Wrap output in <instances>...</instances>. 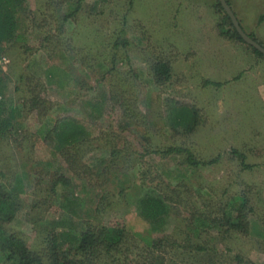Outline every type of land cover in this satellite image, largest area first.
<instances>
[{
	"label": "rangeland",
	"instance_id": "374dc122",
	"mask_svg": "<svg viewBox=\"0 0 264 264\" xmlns=\"http://www.w3.org/2000/svg\"><path fill=\"white\" fill-rule=\"evenodd\" d=\"M77 2L22 0L15 36L0 49L4 100L19 110L0 140V183L20 177L25 188L15 199V216L3 227L41 253L46 241L40 230L78 231L94 222L99 207L101 222L94 223L124 225L128 249L108 259L102 256L98 264H264V124L250 113L255 100L245 96L249 82L234 86L228 80L215 87L195 81L199 74L187 81L184 67L174 66L167 81H155L154 63H167L170 56L154 51L152 43L194 47L205 37L203 29H185L180 14L178 29L168 33L163 27L158 38L147 36L149 43H143L135 23L127 26L123 18L147 23L154 14L167 16L170 0H81L75 14L63 20ZM196 2L198 10L203 8V0ZM118 40L127 42L115 51ZM61 50L68 60L60 57ZM113 52L116 69L107 72ZM221 54L222 67L214 78L232 77L251 59L239 48ZM82 66L91 68L87 72ZM204 67L200 58L193 60L194 71ZM50 69L54 75H48ZM112 91L121 96L122 106L110 99ZM25 94L43 100L37 104L40 111L47 109L42 118L36 108L26 111ZM183 106L197 110L193 131L175 120ZM65 116L83 125L87 140L57 146L50 130ZM169 146L189 149L200 162H215L189 167L179 155L163 154ZM233 150L251 166L242 167ZM55 174L70 179L69 185L52 189ZM147 195L163 197L169 208L158 223H149L139 212ZM234 196L246 201V233L214 223L235 215L239 204L231 207ZM188 222H206L204 233L195 237L198 229L191 228L189 238L202 241L204 253L182 246ZM163 237L175 241V247L152 250L153 259L143 257L146 241ZM92 260L89 264H96ZM0 264L14 262L0 250Z\"/></svg>",
	"mask_w": 264,
	"mask_h": 264
},
{
	"label": "trees",
	"instance_id": "16d2710c",
	"mask_svg": "<svg viewBox=\"0 0 264 264\" xmlns=\"http://www.w3.org/2000/svg\"><path fill=\"white\" fill-rule=\"evenodd\" d=\"M22 0H0V29L3 32L0 33V49L3 43L9 42L15 36V32L18 28V19H17V7L21 4ZM81 0H78L76 8L71 12L63 16V20L68 19L73 16L75 12L81 6ZM232 26V24H231ZM227 33V32H226ZM230 37H235L236 39L244 42L242 37L238 32L233 28V33ZM120 39V38H119ZM122 41V40H121ZM126 40L120 42H114L112 48H117L121 45L125 47ZM250 47L259 55L264 56L256 48ZM60 57L69 59V56L65 51L58 52ZM115 58L116 53H112V59L110 60V68L107 72L114 71L115 68ZM77 60V58H74ZM101 66V64H98ZM85 71H88V68L91 66H82ZM70 68V67H69ZM76 69V68H73ZM153 74L155 76V81L159 84L167 81L170 78V67L165 61H157L153 65ZM48 75H54V71L51 69L48 70ZM205 84H210L206 82ZM215 86H219V83H213ZM5 78L3 73L0 71V140L4 139L10 130L14 120L19 115V110L8 106L4 100V90H5ZM26 91V92H30ZM120 95H116L113 91L110 94V99L114 100L118 106H122L120 103ZM25 98L29 103L30 108L25 104L24 108L29 112L36 108L38 110V115L42 118L47 112V109L39 110L38 102L43 101L40 99L39 95L25 94ZM175 120L177 124H183L185 130L193 131L194 127L198 124V113L194 107L183 106L175 114ZM50 132L53 134L54 139L56 140L58 147H69L74 146L78 143L81 144L87 140L88 132H86L83 125L78 122L76 119L65 116L59 119H56L55 125L51 128ZM49 134H47V137ZM163 154H176L182 157V162L189 167H195L200 164H208L215 162L210 160L208 162H200L195 158L194 154L187 148L179 146H169L164 151ZM235 155H238L242 158L241 165L244 168L250 167L251 164H247L244 161V156L233 150ZM73 164V163H72ZM70 183V179L63 175H54L51 185L54 189L58 185L67 186ZM24 183L20 177H16L13 182L7 181L5 184L0 183V250L6 252V258L14 262V264H89L92 263V259L96 261V264L100 263L98 260L104 256V259L112 257L114 254H123L127 252V247L125 244L127 238V229L124 225L119 223L115 224H103V223H94L101 222L96 217L97 213L100 211V208L95 209L96 215L94 216V222L88 223L84 226L83 229L78 231L74 230H62L55 233L53 230H48L44 228L39 233L44 234V240L46 241L45 247L42 249L41 253L36 250L30 249L25 240L20 236L14 233H8L7 230L3 227L5 222H8L13 219L17 211L16 200L18 196L24 191ZM108 193V192H107ZM123 193V188L120 190V194ZM103 199L108 198L106 194H102ZM234 201L231 202V207L234 202H237L239 206L235 208V215L227 216V222H214L216 225L225 226L237 230L239 232L246 233L248 231L249 223L246 218L245 206L246 201L244 196H234ZM36 203V202H35ZM35 205V204H33ZM38 206L39 203H36ZM109 205V202H108ZM110 205H112L110 203ZM37 206L35 207L37 210ZM42 210V209H41ZM169 208L166 204L165 199L161 196L147 195L141 198L139 202V212L141 217L147 220L149 223L163 220V218L168 214ZM41 213V211H40ZM38 215V214H36ZM96 217V218H95ZM199 219V218H198ZM201 219V218H200ZM216 221V220H214ZM206 222H188V225L185 226L184 234L187 244H182V246H187L191 250L196 251V253H204L207 248L202 241L189 240L191 237L190 229L197 228L196 236L199 237L206 230L202 228V225H205ZM176 242L168 238H157L152 241H146V245L143 248L144 256L150 259H153L154 251H160L161 248L175 247ZM157 252V251H156ZM126 257V256H124ZM155 257V256H154ZM118 259L119 256H118ZM115 260V259H114ZM147 263V262H146ZM140 264V262L138 263ZM150 264V263H149Z\"/></svg>",
	"mask_w": 264,
	"mask_h": 264
},
{
	"label": "crops",
	"instance_id": "0c3cea01",
	"mask_svg": "<svg viewBox=\"0 0 264 264\" xmlns=\"http://www.w3.org/2000/svg\"><path fill=\"white\" fill-rule=\"evenodd\" d=\"M223 2L238 21L242 31L264 48V0H223ZM197 4L195 0H170L167 16L154 14L147 23L142 22L140 17L132 20L129 17L123 19L127 26L129 22L135 23L136 33L140 35V38L142 36L143 43H149L148 37L157 36L163 27L168 33L173 29H178L180 22L177 21V17L180 14L183 15L185 29H203L205 37L202 41H198V44H194V47L190 44L189 47L180 50L171 42L164 47L152 43L153 50L166 52L167 56H170L167 62L170 74L171 66L184 67L183 72L184 76L188 77L185 78L187 81L189 77L192 78L193 75L199 74L200 80L194 79L195 81L203 84L209 82L212 86H215L213 83L222 84L228 80H232L234 86L240 81L249 82L248 93L245 96L249 100H255L251 102L250 113L255 114L256 119L259 117L263 120L262 124H264V56L257 54L245 41L242 42L227 35V33L231 35L233 28L235 30L236 28L221 0H203V8L199 10ZM237 48L243 49V52L251 57L250 62L230 78L212 77L217 76L222 67L219 66L223 58L222 51L226 49L234 51ZM195 58H200L202 62H205L206 68H202L200 72L194 71L193 60Z\"/></svg>",
	"mask_w": 264,
	"mask_h": 264
},
{
	"label": "water",
	"instance_id": "95a60500",
	"mask_svg": "<svg viewBox=\"0 0 264 264\" xmlns=\"http://www.w3.org/2000/svg\"><path fill=\"white\" fill-rule=\"evenodd\" d=\"M223 6H225L228 14L231 17V20L237 30V32L239 33V35L242 37V39L249 45H251L252 47L256 48L258 51H260L263 55H264V48L257 43L256 41H254L252 38H250L247 34H245L242 29L240 28L238 21L234 18V16L232 15L231 11L228 9V7L226 6V4L223 2V0H221Z\"/></svg>",
	"mask_w": 264,
	"mask_h": 264
}]
</instances>
